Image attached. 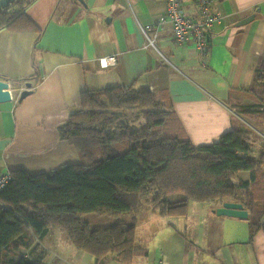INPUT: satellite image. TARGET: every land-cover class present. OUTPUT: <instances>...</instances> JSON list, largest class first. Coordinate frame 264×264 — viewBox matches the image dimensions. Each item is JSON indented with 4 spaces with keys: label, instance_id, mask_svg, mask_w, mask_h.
Returning <instances> with one entry per match:
<instances>
[{
    "label": "crops",
    "instance_id": "obj_1",
    "mask_svg": "<svg viewBox=\"0 0 264 264\" xmlns=\"http://www.w3.org/2000/svg\"><path fill=\"white\" fill-rule=\"evenodd\" d=\"M182 7L196 16L195 0H182ZM164 10V0H36L26 14L39 32L0 31V80L9 84L11 97L0 103V174H40L79 163L57 127L79 111L84 90L132 85L164 93L195 147L213 144L236 127L229 104L249 99L264 59V0H210V12L222 20L208 31L204 64L192 43H174L169 23L157 25ZM151 26L155 47L143 34ZM107 56H115V64L100 68L98 59ZM27 83L32 92L19 102ZM218 206L189 201L181 217L145 207L150 213L137 223L135 235L147 254L133 264H264V213L251 235L248 219L217 216ZM101 220L90 218L95 225ZM21 243L16 252L5 253L8 258L95 264L55 228L37 240L25 226ZM106 264L119 263L109 257Z\"/></svg>",
    "mask_w": 264,
    "mask_h": 264
},
{
    "label": "trees",
    "instance_id": "obj_2",
    "mask_svg": "<svg viewBox=\"0 0 264 264\" xmlns=\"http://www.w3.org/2000/svg\"><path fill=\"white\" fill-rule=\"evenodd\" d=\"M35 1L14 0L0 10V31L39 32L26 14ZM247 92L256 97L255 105L264 106V59ZM229 106L236 114L248 113L233 101ZM79 107L57 127L79 163L40 174L10 172L0 192V264H41L5 254L23 246L25 226L37 240L49 228L61 231L95 264H106L110 256L133 264L147 254L135 235L144 208L181 217L189 201L240 202L249 212L250 234L257 231L264 213V142L257 146L251 129L236 125L217 142L195 147L164 93L132 85L84 90ZM241 172L248 173V181L238 176ZM87 217L111 224L92 228Z\"/></svg>",
    "mask_w": 264,
    "mask_h": 264
},
{
    "label": "built area",
    "instance_id": "obj_3",
    "mask_svg": "<svg viewBox=\"0 0 264 264\" xmlns=\"http://www.w3.org/2000/svg\"><path fill=\"white\" fill-rule=\"evenodd\" d=\"M164 13L157 19L158 26L171 25L172 39L176 45L182 46L192 43L199 53L200 61L204 64L209 52L208 31L221 22L222 16L219 13H212L209 10L210 0H195L196 16L188 15L182 7V0H164ZM150 29L151 35L147 30ZM143 34L147 38L148 45L155 47L157 37L156 30L151 26L147 27ZM115 56H107L98 59L100 68H107L115 64ZM11 180L10 173L0 174V192ZM4 207L0 202V213Z\"/></svg>",
    "mask_w": 264,
    "mask_h": 264
},
{
    "label": "rangeland",
    "instance_id": "obj_4",
    "mask_svg": "<svg viewBox=\"0 0 264 264\" xmlns=\"http://www.w3.org/2000/svg\"><path fill=\"white\" fill-rule=\"evenodd\" d=\"M155 44L157 45V40L155 42ZM252 97V98H251ZM249 96L248 97H243L241 100V102L239 101H233L234 103H239L241 109H245L248 111L247 114H236L235 109L233 110V114L235 115L233 117L236 125L239 124L240 128L242 129H251L253 131L252 133V138L255 137L256 141H257V146L259 145V147L262 146V142H264V106H260V105H255L256 103L258 104V102L256 101V97L254 96ZM252 156H254L255 158L257 157V151L255 150L254 153L252 154ZM239 176V175H238ZM240 178L242 179H249V175L247 172L241 173ZM150 212H147L146 210H144L138 219V225L142 224L144 218L147 217V215ZM85 220L89 221L91 224L92 228H99L97 226H107L109 223L111 224V222H107L104 225L102 223L104 222H100V225H95L93 221H90V217H87ZM101 221H106V219H102ZM108 221V220H107ZM143 242V246L146 247L147 243L146 241H142ZM112 257V256H110Z\"/></svg>",
    "mask_w": 264,
    "mask_h": 264
},
{
    "label": "water",
    "instance_id": "obj_5",
    "mask_svg": "<svg viewBox=\"0 0 264 264\" xmlns=\"http://www.w3.org/2000/svg\"><path fill=\"white\" fill-rule=\"evenodd\" d=\"M14 0H0V10L6 8ZM83 3V0H77ZM253 16L245 19L243 24L250 22ZM31 83L26 84V88L20 92L18 96V101L21 102L26 96L31 94ZM11 99L9 92V84L5 81L0 80V103L7 102ZM217 216H226L238 219H248L249 212L244 208L243 204L234 201H225L220 206L213 210Z\"/></svg>",
    "mask_w": 264,
    "mask_h": 264
}]
</instances>
